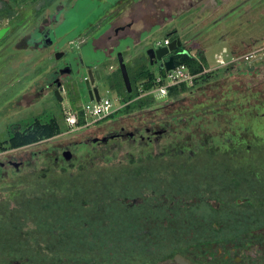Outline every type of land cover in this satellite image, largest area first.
Wrapping results in <instances>:
<instances>
[{
  "label": "rangeland",
  "instance_id": "374dc122",
  "mask_svg": "<svg viewBox=\"0 0 264 264\" xmlns=\"http://www.w3.org/2000/svg\"><path fill=\"white\" fill-rule=\"evenodd\" d=\"M61 1L66 3L58 15V18L62 16V20H58L56 25L51 26L52 38L55 39L54 45L44 44L41 34L29 36V33L15 35L11 32L0 46V57H2V62L4 61L3 75H0V162H4V166H0V192L4 185L16 176L44 170L75 173L79 168L91 164L120 165L131 161L148 162L161 158L168 163L174 161L168 168L171 167L177 172L176 167L182 162H187L191 165L189 171L191 184L184 185L186 187L181 189L187 191H184L183 195L169 196L168 191L160 186L157 191L141 189L140 195L131 197L127 201L126 198H117L118 202L126 207L125 204L128 202L137 205L136 207H140L142 203L162 206L164 212H167L162 217L163 220L159 219L163 224L167 223L168 218L174 216L172 209L174 203L178 208L201 205L200 203H207L215 208L221 206L222 219L215 221L216 218L207 216L209 220L212 219L210 224L237 226L236 237L232 241H227V244H206L202 249L195 250V257L200 259L208 252L209 255L216 254L219 248H225L227 245L226 249L234 250L236 256L247 258L248 263L251 262L254 248L264 243L263 234L255 233V226L253 227L252 224L253 221H257L261 225L260 229H264L262 227L264 226V117L256 118L257 121L251 120V123L247 125H244L246 120L239 121L237 128L232 130L233 132L223 131L209 138L180 135L170 137L167 132L159 135L145 134L144 125L141 130L140 128L139 131L136 130L140 122L135 118L140 117L142 113L152 111L153 108L174 103L175 108H179L178 112L181 114L184 107L193 106L199 102L197 97L190 96L205 88L206 84L201 79L191 92L187 91L177 99H165L164 96L155 92L154 97L158 101L151 108L128 113L121 110L114 113L109 120L99 122L94 121V116H87L85 118L87 121H94L90 125L93 127L67 130L61 122L64 114L68 110H80L81 106L90 101L80 77L76 82L79 96L74 103L68 95H63V92L62 101L57 96L54 98L51 93L43 94L34 104L30 102L32 94H25L17 101L14 96L19 89V93L22 91L23 86L8 80L47 78L48 74L60 63L55 60V50L65 51L67 47L79 50L85 61L89 55L103 57V53L98 54L95 50V53L91 52L93 50L91 43L98 44L99 40L94 38L99 36L107 26L118 25V21L128 8L127 4L129 5L133 0ZM53 7L52 5L49 10ZM139 9L142 12H153L152 15L145 14V12L142 14L145 24L141 34L151 33L155 38L163 40L168 32L175 29L190 55L196 57L198 53L203 54L207 64L205 73H213L223 67L215 61V55L223 49L228 50L229 56H239L251 49L264 47V0H142ZM6 20L4 17L2 22ZM36 20L38 19H29L30 22ZM41 22L47 27L51 20L41 19ZM154 22L162 23L163 27L152 29ZM110 23L113 24L110 25ZM139 23L135 27H140ZM29 39L30 46L27 45ZM139 39L140 37L134 45L130 46V49L124 50V53L122 51L131 84L135 83V67L138 66L133 60L144 55ZM34 41L40 42L39 48L36 43L34 45ZM127 43H129L128 40H125L116 50L120 51ZM115 52H112L106 63L100 65L104 74L108 72L112 76V73L117 72L118 63L113 54ZM225 59L228 57L225 56ZM152 70L155 72V77L162 78V83L168 82L163 75L158 74L155 67ZM135 77L138 79L141 76L136 74ZM106 79L98 84L100 97L110 99L114 106H124L129 92L125 91L123 83L118 89L110 88ZM208 79L211 82L228 79L231 83H237L235 86L243 92L254 91L264 95V57L261 56L249 63H238L232 69L224 73L219 72ZM20 82L26 84V81ZM155 85L157 86L158 83ZM142 86L144 87L143 84ZM190 110L195 111L196 109L191 108ZM259 111H264V106L260 107ZM51 116L61 117L62 132L60 134L34 145L13 150L6 148L4 140L8 138L11 130L23 129L35 119L45 121ZM178 116L181 118L180 115ZM183 119H179L176 126H181ZM122 126H124V136L99 141L105 136L117 133ZM156 126L155 124L146 125L154 130L164 127L163 125ZM165 127H167L166 124ZM133 131L137 132L134 138L127 134ZM139 135H148L149 140L144 141ZM95 138L99 139L98 142L92 140ZM64 146L67 148L62 149ZM60 147L59 157L54 159V150ZM62 150L69 151V155L64 157L61 154ZM212 152L224 153V156L218 158L209 167H205L210 161L204 157ZM8 160L21 164L16 169L12 164L7 163ZM212 194H221L223 199H215L211 196ZM0 196L2 197L1 193ZM201 217L203 218L199 209L189 220L194 222L196 227L198 218ZM118 224L113 219H107L98 226L108 228L112 225L115 227L112 230L117 229L125 234L128 233L127 230L130 227L125 226L124 228ZM17 226L22 229H31L35 227V224L26 221L22 224L18 223ZM56 226L61 227L62 225L58 222ZM0 257H3L0 259L1 263L20 264L6 255H0ZM33 263L39 262L33 261ZM25 264H32V262Z\"/></svg>",
  "mask_w": 264,
  "mask_h": 264
},
{
  "label": "trees",
  "instance_id": "16d2710c",
  "mask_svg": "<svg viewBox=\"0 0 264 264\" xmlns=\"http://www.w3.org/2000/svg\"><path fill=\"white\" fill-rule=\"evenodd\" d=\"M176 37L178 34L175 29L165 36L170 40ZM145 59V55L136 58L138 66L135 67V83L131 84L132 91L125 100L127 103L119 111H142L153 107L158 101L153 94L139 96L138 81L146 79L143 85L147 86L153 79V73L148 70ZM175 63L176 66L184 64L190 73L197 76L192 85L181 82L169 86L165 99H177L185 92H191L202 79L206 84L203 90L198 91L202 96H190L197 97L199 102L182 109L180 116L184 119L181 126H176L180 117L174 103L140 114V117L135 118L139 120V126L166 124V132L170 137H175L178 133L182 137L209 138L219 132H233L240 116L243 121L246 120L244 125L251 123V120L257 121L255 110L264 106L263 94L243 92L235 86L237 83H231L228 79L213 82L207 79L232 69L238 63H247L245 60L229 63L213 73H203L207 65L203 54L198 53L194 57L188 50L187 53L177 54ZM136 74L141 77L136 79ZM108 79L112 89H118L123 83L119 71ZM123 88L126 91L124 84ZM73 100L72 97V103ZM191 108L196 110L189 112ZM112 116L99 121L108 120ZM60 118L51 116L45 121L35 119L23 129H14L4 140L6 148L18 149L53 138L62 132ZM82 122V113L79 112V123ZM222 156L224 153H209L204 157L210 161L205 167ZM166 162L158 158L120 165L91 164L79 168L75 173L44 170L16 176L0 192V255L15 259L20 264L30 261L32 264H159L177 253L192 251L195 254V250L202 249L206 244L220 245L232 241L238 233L237 226L211 225L212 219H208H222L221 206L215 208L207 203H200L201 205L178 208L174 203V216L163 224L159 219L163 220L162 217L167 212H164L162 206L142 203L140 207H136L137 205L128 202L126 207L118 202L117 198H126L127 201L140 195L141 189L157 191L160 186L168 191L169 196L183 195L186 190L181 189L184 185L191 184V165L182 162L176 167V172L175 169L168 168L174 161ZM211 196L223 199L221 194ZM199 209L203 218H198L195 227L194 222L189 219ZM107 219H113L124 228L130 227L128 233L112 230L115 228L112 225L108 228L98 226ZM26 221L33 222L35 227L22 229L17 226ZM58 222L61 227L56 226Z\"/></svg>",
  "mask_w": 264,
  "mask_h": 264
},
{
  "label": "flooded vegetation",
  "instance_id": "af4514ba",
  "mask_svg": "<svg viewBox=\"0 0 264 264\" xmlns=\"http://www.w3.org/2000/svg\"><path fill=\"white\" fill-rule=\"evenodd\" d=\"M66 3H63L61 0H0V28L2 27H9V29L6 31L5 34L10 33V32H14L15 34H18L22 31H25L27 29L28 26H30V23H34V21L29 22V19L32 18H36L38 20H51L50 24L47 25V27L41 22H37V25L35 26V30L36 32L41 36L42 39H44V44L46 45H54L55 43V39L54 37L52 38L53 34H51V26L56 25V22L58 20H62V16L60 18H58L59 13L61 12V10L64 8V5ZM54 6L52 10H49L51 8V6ZM145 12V14H150L152 15L153 12L152 11H143L142 14ZM141 12L139 13H134L133 16V25H137V23H141V27H134L133 33L135 34V36L140 37L141 36V30H143L144 26H143V20L141 18H143ZM6 18V22H2L3 18ZM137 20V21H136ZM43 24V25H42ZM31 28H34V26H32ZM138 28V29H136ZM113 29L115 30V32H120L121 31V36L125 33V25H118L113 27ZM137 30V31H136ZM144 33V32H143ZM40 37V36H39ZM179 38V36H178ZM156 41L159 43V45H162V42L164 40H161L160 38H155ZM49 40V41H48ZM119 41H125V38L122 37H114L111 35L106 36L105 40L102 41V52L103 54H106L107 56L112 55L113 51L115 50L116 45L118 44ZM181 41V40H180ZM46 42V43H45ZM170 42V39H168V43ZM56 47V45H55ZM95 48L93 47V50H91V52H94ZM59 52L55 50V53ZM60 52H64L63 56H61L60 59H58L57 61L60 62L58 63V66L53 69L49 74L48 77L45 79H42L40 81V83L38 84L35 92L32 93V97L33 99L30 100L31 103H35L37 100H39L40 97H42L43 94L45 93H51L52 96L55 98L56 95L54 93L55 89H59L60 95H68V98L71 100L72 97L74 98L73 103L76 101V99L79 96V90L77 88V84H76V79H78V73H79V68H80V64H81V59L82 58V53L79 50H74L71 47H67L65 49V51H60ZM116 52L113 53L116 57ZM188 50L186 47H184V45L181 42V46L178 47L174 52H172L171 54L173 55V61H174V65L176 66L175 63V57L177 54L180 53H187ZM54 53V54H55ZM145 55V54H144ZM146 60H147V68L148 70H150L153 73V79H155V72L154 70H152L153 67H155L157 69L158 74L162 75V68L159 66L160 62H158V64H153L152 66L149 65V59L147 58V56L145 55ZM84 60V59H83ZM83 62V61H82ZM134 64H136V59L133 60ZM119 71V67L118 70ZM120 72V71H119ZM111 75L107 76L108 77ZM153 79L149 82L152 85ZM208 79V78H207ZM210 80H208L209 82ZM206 86V85H205ZM63 92V93H62ZM197 94L198 97L202 96L200 94L194 93V95ZM255 94V93H254ZM200 95V96H199ZM62 97V95H61ZM63 100V97H62ZM182 109V108H181ZM180 109L176 108V112L178 113L177 115H181L178 111ZM191 111V110H189ZM255 118H263L264 117V111H259V108L257 110H255ZM179 118V117H178ZM181 119V118H179ZM177 119V120H179ZM109 120V119H108ZM242 122V118L241 116L238 118V122ZM139 126V125H138ZM162 125H157L156 127H159ZM164 127L162 129H157L154 130L151 127H144V131L145 134H163L166 132V128L165 125H163ZM141 127L143 126H139L136 128V130L139 128L140 130L142 129ZM14 130V129H13ZM13 130L10 131V134L13 132ZM124 131V126H122L119 130H117V133L112 134L110 136H105L103 138H105V141L108 140V138H115V137H121L124 136L123 134ZM137 132L133 131V132H128V136L134 138L135 134ZM177 133V131H176ZM176 135H179L178 133ZM140 139L142 140H149V136H143V135H139ZM147 138V139H146ZM96 139V138H95ZM93 140V139H92ZM99 139H97L96 141L98 142ZM101 141V140H99ZM83 142V141H81ZM80 142V143H81ZM77 145V144H75ZM67 148V146H64L62 149ZM60 148H55L54 150V159H58L59 157V150ZM57 154V155H56ZM64 157H67L69 155V151L67 150H62L61 153ZM8 164H12L16 169H18L19 164H21L20 162L18 163H14L11 160H8L7 162ZM0 166H4V162H0ZM257 222V221H256ZM255 221H253V227L255 228V233L257 234H263L262 236L264 237V229H260L259 226L261 225H255L256 223ZM264 227V226H262ZM261 227V228H262ZM260 237V235H259ZM226 242H224L223 244H225ZM232 243V242H231ZM227 244V243H226ZM227 245L225 246V248H219L218 249V253L216 254H210L209 252L204 254V256H202V258H196L195 254L192 251H187L184 253H177L180 254L184 257H186L188 259V261L190 262V264H264V243L263 244H259L258 246H256L254 248V253L251 255L252 261L248 263V259L245 258H241L240 256H236L234 254V250H228L226 249ZM190 253V254H188ZM176 255V254H175ZM174 255V256H175ZM174 256L171 259H168L162 263H166V264H178L175 259Z\"/></svg>",
  "mask_w": 264,
  "mask_h": 264
},
{
  "label": "water",
  "instance_id": "95a60500",
  "mask_svg": "<svg viewBox=\"0 0 264 264\" xmlns=\"http://www.w3.org/2000/svg\"><path fill=\"white\" fill-rule=\"evenodd\" d=\"M8 29L9 27L0 28V39L4 36V34ZM139 42H141L142 44V50L144 51V54L149 59V65L152 66L153 64H158V62H160L159 66L162 68V75H165L166 71L171 70L175 67L173 61V55L171 53L181 46L180 38L176 37L174 39H171L170 42L167 43L166 45L163 44L159 45L155 37L152 36L151 33H147V34H141ZM121 43L123 42L122 41L118 42V44L115 47V50L120 47ZM63 54L64 52L59 51L55 53L54 57L55 59L58 60L61 58V56H63ZM109 58L110 56L103 54V57H98L97 55L96 56L89 55L87 56L86 61L81 59L78 76L81 79V83L83 84V87L86 90V94L88 95L90 101L92 100L98 101L100 99L98 84L101 83L109 75L108 72H106V74L103 73L104 71L103 69H101L100 65L102 63H106V61ZM116 59L123 84L126 88V91L130 93L132 91V86H131L127 66L124 61V57L121 50L116 52ZM75 81L77 82L78 79H76ZM151 86H152L151 83H149L147 85V88L146 86H144V88L150 89ZM54 93L58 97V99L62 101V97L60 95L59 89H55ZM96 140L97 139H93V141ZM100 140L105 141V138H101ZM174 259L178 264H190L188 259L180 254H176L174 256Z\"/></svg>",
  "mask_w": 264,
  "mask_h": 264
},
{
  "label": "built area",
  "instance_id": "2783aa9c",
  "mask_svg": "<svg viewBox=\"0 0 264 264\" xmlns=\"http://www.w3.org/2000/svg\"><path fill=\"white\" fill-rule=\"evenodd\" d=\"M168 43V39H164L162 44L166 45ZM225 56L228 57V59H225ZM264 57V47L262 48H255L251 49L247 52H245L242 55L239 56H229L227 54V51L223 49L222 52L215 55V61L218 63V65L225 66L229 63H233L236 61L245 60L247 63L250 61ZM207 72V68L203 70V73ZM167 79V83H162L161 77H156L153 79L152 86L150 89H145L141 84L138 88L139 90V96H143L145 94H155V92H158L161 96H165L167 94V89L171 85L179 84L181 82H186L189 85H192L194 83V79L197 75H194L189 72L188 68L184 64H180L175 66L173 69L166 71L165 75H163ZM158 85L156 86L155 84ZM127 102H125L126 104ZM124 104V105H125ZM123 107V105L114 106L112 101L108 98L100 97L98 101L92 100L86 103L85 105L81 106L80 110H68L64 116L63 120L68 126V130H74L79 129L83 127H89L92 122H98L99 120L103 118H107L110 115H113L118 110H120ZM79 112L82 113L83 122L79 123ZM87 116H94V121H87L85 118Z\"/></svg>",
  "mask_w": 264,
  "mask_h": 264
},
{
  "label": "crops",
  "instance_id": "0c3cea01",
  "mask_svg": "<svg viewBox=\"0 0 264 264\" xmlns=\"http://www.w3.org/2000/svg\"><path fill=\"white\" fill-rule=\"evenodd\" d=\"M141 1L142 0H138V1H135V0H133L131 3H129V5L127 4V6H128V8L126 9V11L124 12V14L122 15V18H121V20L120 21H118V25H125V33L122 35L124 38H125V40H128V42L129 43H127L125 46H124V48H122L121 49V51H123V53H124V50H126V49H130V46L131 45H134L135 43H136V41H137V36H135V34L133 33V30H134V27H135V25H133V16H134V13H139V12H141V14H142V11L139 9L140 8V5H141ZM105 2V1H104ZM134 3V5L132 6V4ZM136 6H138L137 8H135ZM135 8V9H134ZM143 10V9H142ZM142 20H143V18H141ZM37 21L38 20H36L34 23L32 22V23H30L31 25L30 26H28L27 27V29L25 30V31H22V32H20V33H18L17 35H26V34H28L29 33V36H32V35H37L38 33L36 32V30H35V26L37 25ZM39 21H41V20H39ZM137 21V20H136ZM169 21V20H168ZM30 22V21H29ZM114 23V22H113ZM113 23H110V25L111 24H113ZM144 24L145 23H143V26H144ZM115 25V24H114ZM113 25V27H115ZM118 25H116V26H118ZM139 25H140V27H141V23H139ZM32 26H34V28H31ZM113 27H110V26H107L104 30H103V32L102 33H100L99 34V36H97V37H95L94 39H97V40H99L98 41V44H96V45H94V43L92 42L91 44H92V46L95 48V52L96 53H103L102 52V50H103V48H102V38H104V40H105V38H106V36H108V35H111V36H114V37H116L117 38V36L118 37H122L120 34H121V31L120 32H115V30L113 29ZM161 28V27H163V24L162 23H157V22H154L153 23V27H152V29H156V28ZM112 28V29H111ZM144 29V28H143ZM11 33V32H10ZM10 33H7V34H4V36L0 39V46L2 45V43L4 42V40L6 39V37L8 36V35H10ZM13 33V32H12ZM15 34V33H14ZM16 35V34H15ZM101 36V37H100ZM100 37V38H99ZM93 39V40H94ZM101 39V40H100ZM164 39H167V38H164ZM35 43H36V45H37V47L39 48V46H40V42H35L34 41V45H35ZM46 43V42H45ZM123 43H124V41H123ZM31 45V41H30V39L27 41V45L28 46H30ZM36 47V48H37ZM227 50V49H226ZM228 51V50H227ZM143 55H141L140 56V58L142 57ZM143 59H144V57H143ZM56 61H57V59H55ZM146 60V59H145ZM4 62V61H3ZM3 62H2V57H0V75H3V70H2V68H3V66L4 65H2L3 64ZM126 63V62H125ZM118 72V71H117ZM116 72V73H117ZM115 72L114 73H112V75H115L116 74ZM122 79V78H121ZM42 79H10V80H8V81H14V82H16V84L17 85H19V86H23V89H22V91L19 93V90L17 91V93L15 94V96H14V99L15 100H17V101H19L20 99H22L23 98V96L26 94H32L33 92H35V90H36V88H37V86H38V84L40 83V81H41ZM107 80V83H108V86L110 87V81H109V79H106ZM20 81H23V82H25L26 84L24 85L22 82H20ZM147 80L146 79H141V80H139V82H138V85L140 86V84L142 85L143 83H145ZM6 85V84H5ZM5 85H3V86H5ZM2 86V87H3ZM145 86V85H144ZM111 88V87H110ZM146 88H147V86H146ZM33 96V95H32ZM31 99H33V98H31ZM31 104H34V103H31ZM119 111V110H118ZM117 111V112H118ZM55 117H57V116H55ZM61 122H62V124H63V126H65L66 127V129L68 130V126L66 125V123L64 122V120L62 119L61 120Z\"/></svg>",
  "mask_w": 264,
  "mask_h": 264
}]
</instances>
